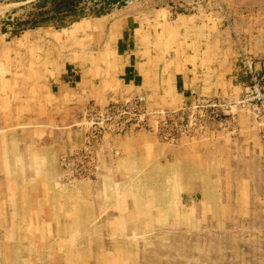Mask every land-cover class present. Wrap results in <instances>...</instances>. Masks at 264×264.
Segmentation results:
<instances>
[{"label": "rangeland", "instance_id": "1", "mask_svg": "<svg viewBox=\"0 0 264 264\" xmlns=\"http://www.w3.org/2000/svg\"><path fill=\"white\" fill-rule=\"evenodd\" d=\"M40 1L0 0V264H264V128L235 106L244 59L264 58V0ZM125 20L191 66L194 121L176 142L104 133L97 173L72 176L61 157L93 101L50 94L51 75L68 61L115 88Z\"/></svg>", "mask_w": 264, "mask_h": 264}, {"label": "crops", "instance_id": "2", "mask_svg": "<svg viewBox=\"0 0 264 264\" xmlns=\"http://www.w3.org/2000/svg\"><path fill=\"white\" fill-rule=\"evenodd\" d=\"M87 23L85 22L89 25ZM135 27L139 26L130 27L125 20L119 29L115 28L113 31L112 27L109 29L113 32L112 36L114 35L111 48L116 52V71L111 72L115 80L112 83H116L115 88L104 85V80H110L104 72L103 76L92 77L87 69L81 70L75 63L67 61L55 76L53 71L51 75L53 79L50 80L48 87L50 94L61 95L65 91H70L83 96L85 101L106 103L112 99L144 92L146 106L149 109L158 107L171 109L190 104L197 97L195 96L197 84L193 81L191 66L183 61L179 53L169 57H155L156 51L152 50V47H140L136 44L139 37L134 31ZM145 49L148 56L144 55ZM107 140L110 142L113 139Z\"/></svg>", "mask_w": 264, "mask_h": 264}, {"label": "built area", "instance_id": "3", "mask_svg": "<svg viewBox=\"0 0 264 264\" xmlns=\"http://www.w3.org/2000/svg\"><path fill=\"white\" fill-rule=\"evenodd\" d=\"M246 58L243 61L249 81L242 83L238 102L241 109L247 110L255 122L264 128V58L256 61ZM211 106L216 102L212 99ZM184 107L155 108L146 106L144 92H137L122 98L112 99L103 104L91 103L85 108L82 124L84 130L80 144L70 153L61 157L64 172L72 176L84 177L96 174L99 167L97 144L104 133L120 134L133 129H148L158 138L176 142L180 135L189 129L194 121L193 113H185ZM185 114V116L183 115ZM186 122L182 127V119ZM96 172V173H95Z\"/></svg>", "mask_w": 264, "mask_h": 264}, {"label": "trees", "instance_id": "4", "mask_svg": "<svg viewBox=\"0 0 264 264\" xmlns=\"http://www.w3.org/2000/svg\"><path fill=\"white\" fill-rule=\"evenodd\" d=\"M41 1H43V0H41ZM53 1H58L57 3H54L55 4L54 12H58L60 10L63 12H69L70 13L73 11V0H53ZM43 21H46V19H43ZM37 22H39V21H37ZM37 22L34 21L33 25H31V26L37 25L38 24ZM60 25H64V24L61 23Z\"/></svg>", "mask_w": 264, "mask_h": 264}, {"label": "bare ground", "instance_id": "5", "mask_svg": "<svg viewBox=\"0 0 264 264\" xmlns=\"http://www.w3.org/2000/svg\"><path fill=\"white\" fill-rule=\"evenodd\" d=\"M236 102H238V100L236 101ZM235 106H239L237 103H236V105ZM245 111H247V110H245ZM248 112V111H247Z\"/></svg>", "mask_w": 264, "mask_h": 264}]
</instances>
